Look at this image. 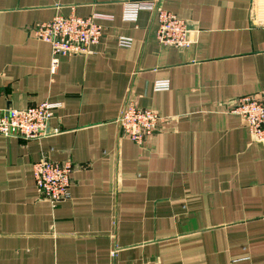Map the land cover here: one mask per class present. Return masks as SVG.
<instances>
[{
	"label": "crops",
	"instance_id": "0c3cea01",
	"mask_svg": "<svg viewBox=\"0 0 264 264\" xmlns=\"http://www.w3.org/2000/svg\"><path fill=\"white\" fill-rule=\"evenodd\" d=\"M159 1L197 31L189 47L122 0H0V109L62 104L57 134L0 135V264H264V143L232 112L264 100V0ZM57 14L102 16L104 35L53 70L34 28ZM128 101L162 118L143 145L121 132ZM42 158L75 166L56 205Z\"/></svg>",
	"mask_w": 264,
	"mask_h": 264
},
{
	"label": "built area",
	"instance_id": "2783aa9c",
	"mask_svg": "<svg viewBox=\"0 0 264 264\" xmlns=\"http://www.w3.org/2000/svg\"><path fill=\"white\" fill-rule=\"evenodd\" d=\"M125 19L136 20L141 10L156 14L159 28L157 38L160 44L168 47L186 48L196 41L197 31L176 14L166 10L159 0H122ZM102 16L83 17L77 14H57L52 20L39 23L34 35L52 47V69L56 70L61 56L85 55L92 52L104 35L103 25L98 21ZM122 46H130L129 38H121ZM169 83L157 82V91L168 90ZM62 104L43 102L23 109H0V135L23 139H41L55 135L58 129L50 128L54 113ZM232 112L242 117L252 139L264 143V100L246 96L236 100ZM161 116L154 110L142 109L128 101L119 118L122 134L138 145L153 135L160 125ZM34 176L41 198L56 205L70 196L72 174L75 166L71 161L58 162L42 158L33 166Z\"/></svg>",
	"mask_w": 264,
	"mask_h": 264
}]
</instances>
